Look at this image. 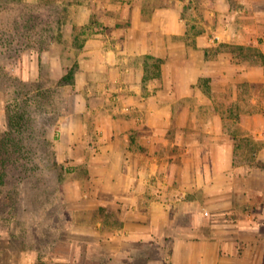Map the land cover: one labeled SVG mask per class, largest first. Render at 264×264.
Instances as JSON below:
<instances>
[{
    "label": "crops",
    "instance_id": "crops-1",
    "mask_svg": "<svg viewBox=\"0 0 264 264\" xmlns=\"http://www.w3.org/2000/svg\"><path fill=\"white\" fill-rule=\"evenodd\" d=\"M95 1L104 9V0ZM194 1L203 9L185 16L187 0H121L132 6L130 24H114L82 48L84 69L102 72L100 94L115 104L98 126V147L110 153L102 162L118 169L119 186L107 171L91 176L119 216L116 228L95 221L110 229L96 235L109 262L123 255L144 264H264V112L242 120L263 144L251 160L238 161L235 141L200 86L202 78L212 86L219 59L232 58L221 51L226 45L264 54V0ZM80 11L76 24L89 25L88 6ZM245 78L264 86L263 67L248 66ZM201 109L207 123L198 118ZM94 196L96 208L110 204ZM144 249L145 257L137 255Z\"/></svg>",
    "mask_w": 264,
    "mask_h": 264
},
{
    "label": "rangeland",
    "instance_id": "rangeland-1",
    "mask_svg": "<svg viewBox=\"0 0 264 264\" xmlns=\"http://www.w3.org/2000/svg\"><path fill=\"white\" fill-rule=\"evenodd\" d=\"M187 1L185 16L203 9L194 0ZM120 2L104 0L103 9L95 0H0V140L10 135L13 141L3 156L7 174L3 180L0 176V264L107 261L109 254L98 251L96 235L98 230L106 234L110 229L101 231L95 221L104 220L116 228L119 216L108 207L112 198L103 188L96 191L98 182L91 176L107 171L114 188L119 186L118 169L102 162L110 153L98 147L102 140L98 126L115 104L100 94L97 82L102 72L84 69L82 48L87 39L108 32L114 24H130L132 6ZM108 4H116L117 9L106 7ZM84 5L89 8V28H76L75 16L81 15ZM110 18L116 20L105 22ZM224 50L232 58L219 59L212 86L203 80L200 86L235 141L238 161L251 160L263 142H255L240 124L252 113L264 112V86L250 84L245 78L248 66L260 64V60L252 51H245L242 57L236 49L232 50L235 54L229 48L222 53ZM209 54L218 61L212 51ZM71 68L74 85L63 86ZM225 72L230 77L227 81ZM86 75L88 82L84 81ZM19 117L28 121L25 134L15 131ZM198 118L207 123L210 116L201 109ZM1 157L0 152V161ZM95 193L110 204L96 208ZM100 246L108 245L99 242ZM147 254L145 249L137 252L141 257ZM141 259L134 262L121 255L106 264H144Z\"/></svg>",
    "mask_w": 264,
    "mask_h": 264
},
{
    "label": "trees",
    "instance_id": "trees-1",
    "mask_svg": "<svg viewBox=\"0 0 264 264\" xmlns=\"http://www.w3.org/2000/svg\"><path fill=\"white\" fill-rule=\"evenodd\" d=\"M76 28H80V29L89 28V25H86V26H77ZM222 46H224V45H222ZM226 46L229 47V49H231V52L233 54H235V52H233L232 50L233 49H236V51L238 52V54L239 55H242V57L245 56L244 53H246V52H250L251 53V51H252V53L255 56H257L259 58V60H260V64H258V65L262 66L263 69H264V54L259 49L254 48V47H244V46H237V45L236 46H232V45H229L228 46V45H226ZM157 61H160V60H157ZM72 77H73V70L71 68L68 71L67 75L63 79L64 80L63 86H66L67 84L69 86H73L74 85V81H73ZM201 80H203L205 82V84H206V82H209V79H201ZM39 107H40V104H39L38 108ZM22 119H23V117H19L18 118V121L16 119L15 131H17V132H19L21 134H25V131H26L27 127H28V121H23L22 122L21 121ZM11 142H13V141H12L10 135L7 136V138H4V139L0 140V152L2 153V157H1V161H0V164L2 166V169L0 170L1 180H3L4 179V176H6V174H7V171L5 170L6 169V159L3 156H4V153H6L7 150H8L7 149V145H9Z\"/></svg>",
    "mask_w": 264,
    "mask_h": 264
}]
</instances>
